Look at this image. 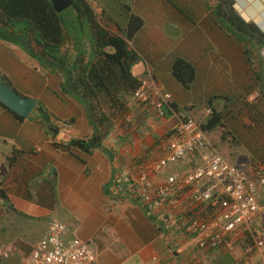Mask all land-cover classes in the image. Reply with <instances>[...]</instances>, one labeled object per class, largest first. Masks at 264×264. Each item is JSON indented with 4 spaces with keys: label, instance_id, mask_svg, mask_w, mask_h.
I'll return each mask as SVG.
<instances>
[{
    "label": "crops",
    "instance_id": "1",
    "mask_svg": "<svg viewBox=\"0 0 264 264\" xmlns=\"http://www.w3.org/2000/svg\"><path fill=\"white\" fill-rule=\"evenodd\" d=\"M104 1L102 5L107 7L115 0ZM130 1L135 5L122 3L128 16L120 20L95 0H88L91 7L95 3L103 9V21L112 34L122 35L125 30L131 14L128 6L145 19L144 28L129 41L132 54L128 62L133 75L142 81L151 74L160 88L172 93L181 112L192 117L184 108L191 107L188 95L193 86L186 88L174 76L173 63L182 57L196 66L194 85L210 73L217 88L214 96L219 97L218 105L211 102L209 108L220 112L230 135L254 141V160L262 161L261 68L259 62L248 60L244 45L221 25L217 0H202V5L197 0H166L163 4L161 0ZM236 2L235 8L246 21H255L264 28V0ZM163 9L167 10L166 17L181 18L184 24L180 31L179 26L174 28L178 34L173 36L175 40L161 25L148 28L150 20L156 18L163 24ZM196 9L202 10L200 15ZM191 17L197 20L191 21ZM187 30L200 42L182 49L181 37ZM91 49L88 40V52ZM71 52L76 56L73 46ZM2 76L21 95L37 98L49 112L51 123L43 124L38 112L20 120L0 102V175L6 194L5 199L0 197V246L11 250L0 264H21L52 218L64 222L72 236L90 243L96 256L94 264H240V248L234 253L224 248L201 251L182 239L177 224L163 220L170 210L162 203L157 202L149 210L137 197L139 173L149 170L168 151L170 115L161 116L154 107L128 94L127 110L118 107L111 120L101 126L100 134L106 129L102 146L87 152L78 145L64 144L71 139L90 140L96 130L82 103L63 92L60 75L45 70L20 45L0 39ZM62 119L72 120L73 127L64 130L58 123ZM215 147L212 144L208 152L216 154ZM193 165V159L185 160L181 166L161 173L150 171V177L164 183L169 175L186 173ZM254 264L259 260L255 259Z\"/></svg>",
    "mask_w": 264,
    "mask_h": 264
},
{
    "label": "built area",
    "instance_id": "2",
    "mask_svg": "<svg viewBox=\"0 0 264 264\" xmlns=\"http://www.w3.org/2000/svg\"><path fill=\"white\" fill-rule=\"evenodd\" d=\"M92 8L103 20V9L94 3ZM261 54L264 59V47ZM152 77L143 79L133 96L161 116H171L172 136L168 151L139 173L137 197L149 210L162 203L170 210L163 220L177 224L182 239L199 250L224 248L234 253L241 246L240 264H254L255 259L264 264V165L258 162L239 169L220 154H207L212 142L202 125L214 110L209 108L203 120L184 115L175 108L172 93ZM58 123L64 130L73 127L68 119ZM190 159L194 160L191 170L171 174L164 183L150 177V171L161 173ZM10 251L0 246V260ZM95 258L88 241L72 236L64 222L52 218L21 264H94Z\"/></svg>",
    "mask_w": 264,
    "mask_h": 264
},
{
    "label": "trees",
    "instance_id": "3",
    "mask_svg": "<svg viewBox=\"0 0 264 264\" xmlns=\"http://www.w3.org/2000/svg\"><path fill=\"white\" fill-rule=\"evenodd\" d=\"M72 1V6L68 8L73 13L70 16L66 15L68 9L57 13L51 0H0V39L20 45L45 70L62 77L63 92L74 95L82 103L96 130L90 140L71 139L64 144L68 147L78 145L89 152L102 146L106 129L104 134H100L101 126H105L106 120H111L115 112L119 111L118 107L127 110L126 95L134 94L141 84V80L133 75L128 62L132 54L129 41L144 28L145 19L133 13L128 6L131 14L127 26L122 35H115L105 26L104 21L98 20L88 0ZM236 1L217 0L216 11L222 18L221 25L225 31L244 45L249 61L254 53L252 47L256 48L260 58V81L264 82V59L261 54L264 31L254 21L244 19L235 8ZM88 40L92 48L89 52ZM72 46L76 56L72 55ZM173 74L186 88H191L197 77V68L191 61L178 57L173 63ZM0 80L12 86L5 76L0 77ZM174 105L181 111L175 102ZM3 106L18 119H24ZM37 112L43 124L51 123L49 112L40 103L33 111ZM222 125V115L214 110L202 128L210 132ZM259 163L264 165V159ZM3 191L0 185V197L5 199Z\"/></svg>",
    "mask_w": 264,
    "mask_h": 264
},
{
    "label": "rangeland",
    "instance_id": "4",
    "mask_svg": "<svg viewBox=\"0 0 264 264\" xmlns=\"http://www.w3.org/2000/svg\"><path fill=\"white\" fill-rule=\"evenodd\" d=\"M97 3H99L105 10L106 12H110L111 16L120 20H123L127 18L128 12L123 6V4H128L131 7L134 6V2L130 0H115L111 2L107 7L103 6L102 4L105 2L104 0H95ZM166 0H161V3ZM123 3V4H122ZM197 3L202 5V0H197ZM95 4V3H94ZM163 4V3H162ZM98 7V4H95ZM185 12L189 11L188 9L184 8ZM195 10V9H194ZM197 10V13L200 15L202 10ZM162 12V11H161ZM72 10L68 9L66 12V15H72ZM163 14H165L162 18L164 21L163 24L162 22L157 18L154 21L150 20V23H148V28H153V25L158 26L161 25L160 28H164L165 32H167L170 37L173 39V36L177 37V32L174 28L176 26L181 30V26L184 24H181L180 20L181 18H175L173 19L172 17H169L167 15V10L163 9ZM198 15V17H199ZM190 20H197V18H190ZM190 30V29H189ZM189 30L187 32L183 33V36L181 37L183 40L180 41V44H183L181 46L182 49H187L189 45L192 43H198L200 42L199 40H195L197 37L194 35H191L189 33ZM90 37V34L89 36ZM175 40V39H173ZM176 44V42H174ZM179 44V43H178ZM173 47V46H171ZM254 50V53L252 55V60H255L258 64L260 58L258 56V52L256 51V48L252 47ZM185 51V50H182ZM222 60L223 57H220ZM217 93V88H215L214 84H212L211 80V74L206 73L205 77L200 79L193 84V88L190 89L188 98L191 101L190 102V108L189 110L184 108V112L187 114L191 115L193 118H196L197 120H203L205 114L207 113L211 102L213 105L217 106V99H213L214 95ZM222 134V137H221ZM208 137L211 139L212 144L215 143V152L216 154H220L224 157L227 158L229 163L233 164L234 166L238 167L239 169H242L244 165H250L257 163L258 161L254 160V141H251L250 139L244 138L243 136L239 137L237 139L233 135H230L226 129H224V126H219L217 127L214 131L208 132ZM235 138V139H234ZM219 145V147H218ZM207 154H210L207 152ZM181 166V163H178L175 165V167ZM241 245V242H240ZM242 249V247H239ZM15 252V251H14ZM14 254V253H13ZM15 256V257H14ZM12 257L17 258V255H13ZM11 257V258H12ZM3 264H8L6 261Z\"/></svg>",
    "mask_w": 264,
    "mask_h": 264
},
{
    "label": "water",
    "instance_id": "5",
    "mask_svg": "<svg viewBox=\"0 0 264 264\" xmlns=\"http://www.w3.org/2000/svg\"><path fill=\"white\" fill-rule=\"evenodd\" d=\"M57 13H61L72 6V0H51ZM0 102L19 114L28 118L35 110L38 100L34 97L21 95L12 86L0 80Z\"/></svg>",
    "mask_w": 264,
    "mask_h": 264
},
{
    "label": "clouds",
    "instance_id": "6",
    "mask_svg": "<svg viewBox=\"0 0 264 264\" xmlns=\"http://www.w3.org/2000/svg\"><path fill=\"white\" fill-rule=\"evenodd\" d=\"M237 3V2H236ZM235 3V4H236ZM99 20V19H98ZM104 20V19H103ZM103 20H100V21H103ZM255 22V21H254ZM256 23V22H255ZM257 24V23H256ZM263 31H264V28L260 27ZM69 120V119H68ZM72 122V121H71Z\"/></svg>",
    "mask_w": 264,
    "mask_h": 264
}]
</instances>
